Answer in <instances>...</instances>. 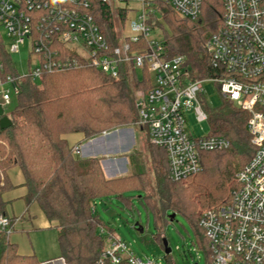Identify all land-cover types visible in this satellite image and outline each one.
Instances as JSON below:
<instances>
[{
    "label": "trees",
    "instance_id": "obj_1",
    "mask_svg": "<svg viewBox=\"0 0 264 264\" xmlns=\"http://www.w3.org/2000/svg\"><path fill=\"white\" fill-rule=\"evenodd\" d=\"M89 13L95 18L101 33L111 48L121 43L115 28L111 6L103 0H87ZM120 19L128 13L127 0H121ZM157 2L163 5L157 10ZM156 14L148 20L163 32L165 56L185 58V78L191 81L217 77L222 70L212 65L206 44L222 25L223 1L203 0L197 21L180 19L162 0H155ZM159 13V14H158ZM146 47L145 41L133 44L132 49ZM1 79L18 77L11 56L0 38ZM19 94L10 114L11 127L0 129V216H7L3 192L10 186L6 172L19 167L28 189L26 202L37 203L50 222H56L60 258L65 264H100L106 247L99 228L103 226L96 213L95 202L115 196L130 206L129 192H142L143 204L156 219H166L168 211L182 214L193 225L198 246L211 264V249L204 230L199 225L197 208L181 182L169 177L166 151L150 144V169L143 163L141 151L129 155L131 174L109 179L102 162L104 157L82 158L75 154L66 134L83 133L86 142L118 127L137 123L135 90L148 91L151 74L145 70L143 80L134 72L121 67L120 75L112 78L90 66L60 73L47 74L40 81L30 77L18 81ZM202 101V99H201ZM211 129L209 135L220 136L231 143L223 152L200 153V181L213 187V207L229 202L227 184L236 170L243 168L254 156L246 125L249 115L224 101L218 107L202 102ZM5 180V181H4ZM4 181V182H3ZM0 264H41L38 258L22 256L5 232L0 230ZM109 264V263H106Z\"/></svg>",
    "mask_w": 264,
    "mask_h": 264
},
{
    "label": "built area",
    "instance_id": "obj_2",
    "mask_svg": "<svg viewBox=\"0 0 264 264\" xmlns=\"http://www.w3.org/2000/svg\"><path fill=\"white\" fill-rule=\"evenodd\" d=\"M153 1L139 0L142 12L128 18L120 45L111 48L87 0H0V27L10 41L7 53L30 44L27 73L1 79L4 105L18 96V81L25 77L40 81L47 74L90 66L112 78L127 67L143 80L147 70L151 87L136 100V124L147 131L152 145L166 151L170 179L186 182L201 172L200 153L231 147L224 137L194 138L186 129L189 112L199 123L208 122L203 86L216 83L226 101L249 115L246 128L255 154L236 173L229 202L203 209L199 225L211 249V264H264V0H222V25L206 44L212 65L222 72L196 81L185 78L183 56L168 59L164 42L150 40L147 22L156 14ZM162 1L182 19L200 18L203 0ZM142 40L146 47L133 50ZM80 151L73 148L75 154ZM0 230L10 238L9 216H0ZM99 232L106 242L100 264H158L138 258L108 228L101 226Z\"/></svg>",
    "mask_w": 264,
    "mask_h": 264
},
{
    "label": "rangeland",
    "instance_id": "obj_3",
    "mask_svg": "<svg viewBox=\"0 0 264 264\" xmlns=\"http://www.w3.org/2000/svg\"><path fill=\"white\" fill-rule=\"evenodd\" d=\"M108 2L114 13L115 28L119 37L122 39L124 31L126 30L128 18L134 16V14H140L142 12V4L139 0H127L129 10L125 21H121L119 10L125 6L124 3H122L121 0H108ZM156 4V8L159 11L163 5L159 2ZM176 16L182 19L177 14ZM0 38L5 49H8L10 41L7 39L5 32L1 27ZM150 40H163V32L157 24L156 27L154 26L152 28ZM29 48L30 44L27 42L26 45L21 47L20 52L11 54L12 62L20 75H24L28 71L30 56ZM31 58L32 60L34 59L33 57ZM5 88L8 87L5 86L4 89ZM203 88L204 93L201 96L202 102H206L211 107H218L225 101L219 91V86L216 83L205 82ZM2 91L3 88H0V104L4 105ZM145 92L146 91L142 88L135 90V102L140 94ZM15 104L16 97L12 95L10 105H4L3 107L4 115L9 117ZM185 117L187 123L186 129L189 135L198 138L210 134L211 129L209 122L199 123L194 112L186 113ZM114 131H118L112 136L113 140H117L113 142L117 145V151L107 156L101 150H98L97 152L95 151V156L106 155L103 161H118V163L123 166L120 175H129L131 174L129 155L135 150L141 151L143 152V163L145 168L149 171L151 164L149 146L151 143L149 142L147 131L145 129L142 131L137 124H134L129 127H118L106 133L109 134ZM106 133H103L98 137H101ZM101 143L102 142L100 141L99 145H102ZM93 155L94 152H92V155L90 156ZM238 171L239 170H236V173ZM149 177L152 181L153 174L150 171ZM180 186L191 195L195 207L197 208V217L200 216L203 209L215 206L212 203L213 187L208 183L200 181V175L195 176L186 182H181ZM233 188H235V176L227 184L228 197L225 200L230 199ZM125 196L132 197V203L130 206H128L123 199L118 197H105L97 204L96 214L103 226L113 233L114 238L126 242L138 258L143 260L152 259L158 264H207L205 251L193 244L197 241L196 232L187 218L182 214L168 211L165 220L156 219L154 213L143 204L142 200L144 194L142 192H129L128 194H125ZM139 228H143L142 233ZM42 240H44V238H42ZM163 240L167 241L168 248L171 250L168 255L165 252ZM55 257L51 259H55Z\"/></svg>",
    "mask_w": 264,
    "mask_h": 264
},
{
    "label": "crops",
    "instance_id": "obj_4",
    "mask_svg": "<svg viewBox=\"0 0 264 264\" xmlns=\"http://www.w3.org/2000/svg\"><path fill=\"white\" fill-rule=\"evenodd\" d=\"M141 130L144 131V129ZM63 138L71 148H80V156L82 158L106 157L109 154L95 156V151L117 148V145L113 143L117 140H113L112 136L100 140L102 145H99L100 141L95 143H92V140L86 142L83 133L66 134ZM92 152H94V155L90 156ZM102 167L106 177L109 179L127 176L120 175L123 166L118 161L112 162L109 160L106 164L102 162ZM5 182L10 187L3 192L2 200L6 205L7 216L12 219L13 226V233L9 239L11 243L17 246L18 253L22 256L35 255L41 264H58L59 261H63L64 264V260L59 257L58 235L55 229L57 223L50 222L37 203L27 204L28 189L25 185V177L22 170L17 166L10 168L6 172ZM54 257L55 259H51Z\"/></svg>",
    "mask_w": 264,
    "mask_h": 264
},
{
    "label": "water",
    "instance_id": "obj_5",
    "mask_svg": "<svg viewBox=\"0 0 264 264\" xmlns=\"http://www.w3.org/2000/svg\"><path fill=\"white\" fill-rule=\"evenodd\" d=\"M12 125V122L10 120V118L6 115H4V109L2 107V105L0 104V129L1 130H6L8 129L9 127H11ZM118 131H114L112 133H109V134H104L103 136L101 137H98L94 140H92V143H95L96 141H100V140H103L104 138L108 137V136H113L117 133ZM104 154H111L115 151H117V148L116 149H107V150H101ZM121 160V159H120ZM109 160H105L103 161L104 164H106ZM140 232L142 233L143 232V228H139ZM163 244H164V248H165V252L166 254L168 255L170 253V249L168 248V244H167V241L166 240H163ZM58 264H63V261H59ZM65 264V263H64Z\"/></svg>",
    "mask_w": 264,
    "mask_h": 264
}]
</instances>
